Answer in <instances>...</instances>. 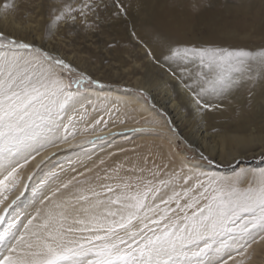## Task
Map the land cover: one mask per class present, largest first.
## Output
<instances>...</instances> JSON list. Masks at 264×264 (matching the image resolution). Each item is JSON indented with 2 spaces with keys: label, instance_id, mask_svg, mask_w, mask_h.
Wrapping results in <instances>:
<instances>
[{
  "label": "rangeland",
  "instance_id": "1",
  "mask_svg": "<svg viewBox=\"0 0 264 264\" xmlns=\"http://www.w3.org/2000/svg\"><path fill=\"white\" fill-rule=\"evenodd\" d=\"M28 1L1 0L0 6L3 8H0V32H3L1 27L5 23L13 22L21 26H34L38 20H41V33L44 34L49 29L47 38H49L52 49L49 54L63 59L71 68V70H66L55 67L54 71L63 78L65 84L71 85L67 90L74 93L75 96L61 113L60 123L67 125L68 130L64 131V128L61 127L55 133L57 138L63 139L67 136L68 143L52 152L40 165L34 167L26 177L21 191L4 207H2V203L8 200L6 195L17 185L19 174L14 180L6 182L7 186L0 191V201H2L0 202V216L3 217V220H0V233L8 230L5 242L0 243V259L8 255V241L15 243L12 236L21 234L31 209L40 204L53 190L74 189L82 184L91 190L88 196H92L95 191L100 193L101 200H106L109 196L115 198L114 194L123 190L117 188V185L128 184L131 186L132 192L143 191L146 187L158 188L159 192L156 193L155 200H153L152 193L149 192L145 203L162 206V200L157 198L165 189L171 188L179 192L180 189L185 191L191 188L193 191L189 195L198 196L202 191L195 187L198 181L207 182L209 175L228 181L234 179L241 169L248 171L240 184V187L244 188L253 180L252 170L258 172L264 168V152L248 159L218 163L217 158L192 147L182 136L189 129V126L185 125L189 119L188 122L205 123L211 134L208 139H217L219 138L218 134L228 132L225 131L230 128L228 120L235 117H248L254 120L249 125V130H254V136L264 135V66L258 62L259 58L264 56V0H206L204 6L212 13V22L207 24V20H195L191 25L189 24L190 26L187 25L180 29L185 37L180 43L173 42L175 48L212 47L230 51L243 50L251 54L246 59L245 65L228 67L229 69L225 70L224 84L213 87H210L206 81L214 80L218 74V68L225 67H209L207 64H201L198 58L186 57L183 53L180 57L171 60L179 61L178 68L181 65H188L198 71L200 69L198 74L200 77L197 75V79L202 84L201 88L205 89L203 93L209 96L211 106L208 111L202 108L195 114L187 109L189 106L187 99L175 89L173 84L177 76L182 75L180 73H183L181 70L184 69L179 70L174 67L169 69V66L164 63L165 57L157 59L156 55L147 51L146 45V49L138 46L137 42L143 40L141 36H143L142 30L144 29L139 17L143 15L144 11L137 13L133 9L137 0H119L120 5L125 9L123 13L117 7L116 0H90L92 4L96 5L95 12L86 9L87 14L83 16L78 11L73 12L74 21L67 18L56 21L54 16L59 13L64 4H71L73 8H78L84 0H32L30 3ZM152 1L153 4L156 1L155 7L160 6L158 0ZM180 1L174 0V5L176 6ZM189 2L193 3V0H189ZM227 8L244 11V28H240L237 32H231L228 37L217 32L214 40L208 41L205 36L209 26L219 28L221 16L228 20L231 19V13L227 11ZM53 9L57 11L54 12ZM179 10L181 11L180 8ZM40 12L42 13L40 14ZM47 22H52L53 25L47 27ZM3 33L6 38L14 39L9 33ZM33 49L36 48L33 46ZM38 49L42 53L46 52L41 48ZM54 51L59 52V55L53 54ZM151 56L154 57V60L151 59ZM159 64L163 67L161 68ZM150 65L155 67L151 68ZM141 74L143 75L141 76ZM139 75L141 78H145L146 86L150 85L154 89L160 90L159 83H157L159 86L156 84L158 82L156 76L160 82L167 83L166 86L174 93L176 105L184 111L183 128L176 124L178 122H170L168 118H166L164 128L160 126V129L151 124L127 123L124 121L128 116L124 106L117 101L108 102L102 97V94L98 97L91 96L90 90L93 88H98L100 92H103L105 87L112 85L120 90H134L153 110L162 116L165 115L163 110L152 101L146 90L132 89L114 83L120 79L123 83L129 84L140 78ZM95 76L106 80L105 83L100 80L94 81L97 79ZM207 76L208 78L202 81L201 77ZM82 77L85 78L82 79ZM219 107H223L224 112L227 111L226 115H223L222 110L218 109ZM133 108H136L134 104ZM191 115L194 116V121H192ZM69 118H71L70 123ZM111 123L114 124L111 129L102 131ZM252 128L253 130H251ZM97 129L99 131L94 132ZM163 147L167 149L166 154H163V150L159 152ZM13 158L9 161L11 166ZM199 163L210 165L214 170L203 171L205 169L200 167ZM241 165L244 166L241 167ZM187 177H191V179L186 180ZM192 180L193 183H191ZM162 181L167 183L162 184ZM105 186H111L114 193L108 192ZM179 201H181V197ZM203 203L204 201L201 199L200 204ZM193 210L188 209V214L190 215ZM183 215L184 213L177 208L174 201V205L169 208L168 216L175 218ZM167 222V220L162 221L159 227L162 228ZM156 227V225L149 224V228ZM145 231L151 235L150 231ZM253 234L256 239L254 242L250 241V246L246 249H237V246L227 236L217 238L213 245L214 249L221 247V240H227L228 243V247L223 248L218 258L227 261V264H239L243 260L244 262L250 261L253 255L254 264L261 263L264 250L258 246V243L260 245L263 240L261 237H264V232H254ZM257 247L259 249L255 250ZM210 255L215 256L216 254L211 253ZM261 264L264 262L262 261Z\"/></svg>",
  "mask_w": 264,
  "mask_h": 264
},
{
  "label": "snow or ice",
  "instance_id": "2",
  "mask_svg": "<svg viewBox=\"0 0 264 264\" xmlns=\"http://www.w3.org/2000/svg\"><path fill=\"white\" fill-rule=\"evenodd\" d=\"M116 4L123 13L125 9L119 0ZM95 7L90 0H84L78 8L64 4L54 19L74 21L73 12L78 11L83 16L87 14L86 9L95 12ZM169 53L165 59L180 57L183 53L186 57L198 58L201 64L209 67L243 66L251 55L243 50L212 47H176L170 48ZM258 62L264 66V56ZM55 67L71 70L63 59L33 49L29 43L6 38L0 32V164L11 168L0 179V191L7 186L6 182L14 180L18 168L24 166L19 163L11 166V158L23 156L30 150L39 154L38 149L55 146V133L61 127L68 130L67 125L60 123L61 113L75 94L67 90L71 85L65 84L54 71ZM224 82L223 72L214 80L206 81L210 87ZM204 91L202 88L201 93ZM197 103H200L199 99ZM204 107L210 106L205 104ZM27 162L25 158L24 163ZM246 174L241 169L228 181L209 175L207 182L198 181L195 185L202 189L199 195L192 196L183 206L178 199L181 194L173 192L162 203L175 200L177 208L184 213L175 218L168 216V208L158 219L149 216L159 209V204L153 206L145 201L149 192L155 200L158 188L146 187L143 191L132 192L128 184L116 186L123 190L115 193V198L98 199L88 207L76 210L75 215L70 213L67 204H57L55 208L59 211L49 210L35 230L29 233L33 223L29 220L24 226L25 233L12 236L15 243L8 241V255L0 259V264H227L218 258L223 248L228 247L227 240H221V247L214 249L217 238L227 236L237 249H246L250 241L256 239L254 232H264V169L252 170L253 180L242 188L241 180ZM105 187L114 193L111 186ZM192 191L186 189L183 195L188 197ZM92 194L100 196L95 191ZM76 199L89 201L87 195ZM113 205H119V208L113 209ZM101 206L102 211L99 210ZM188 209H194L190 215ZM70 218L71 223H68ZM0 220H3L2 216ZM165 220L168 222L160 228ZM149 224L157 227L149 228ZM26 234L29 239H25ZM7 236L8 230L0 233V243L5 242Z\"/></svg>",
  "mask_w": 264,
  "mask_h": 264
},
{
  "label": "bare ground",
  "instance_id": "3",
  "mask_svg": "<svg viewBox=\"0 0 264 264\" xmlns=\"http://www.w3.org/2000/svg\"><path fill=\"white\" fill-rule=\"evenodd\" d=\"M31 1L32 0H29L28 3H30ZM158 2L160 3V6L155 7V4L157 5L156 1H155V4H153L152 0H137V2L135 3L133 7V9L137 11V13L139 11L140 13L144 11L143 15L139 17L140 22L142 23L144 27V29L142 28L143 30L141 29L142 35H143L141 36V38H143V40L140 39L141 41L137 42V44L140 47L142 46L143 49H146L145 47L146 45L148 49L147 51H149L151 54H154V56L156 55L157 59H159L158 57L160 58L169 57L170 56L169 49L175 48V46H173V42L178 41L180 43V41L184 40L185 36L180 32V29L182 27H187V25L190 26L191 23H193L195 20L196 21H206L207 20V24L212 22L211 19L213 18V15L204 6V2H206V0H193V3H190L189 0H181L176 6L174 5L175 4L174 0H165V1L158 0ZM0 3H1V0H0ZM0 8H3V7L0 6ZM179 8L181 9V11L179 10ZM227 11L231 13V19L228 20L227 18L221 16L220 21H219V28L209 26L205 39H208V41L214 40V36L217 32L224 34L225 37H228V34H230L231 32H237L238 30H240V28H244L245 26L244 19H243L244 11L241 9L230 10L229 8H227ZM41 13L42 12H40V14ZM37 22L34 26L33 25L21 26L19 24L10 22V23L3 24L1 29L3 32L9 33V35H11L17 41L29 43L35 48H41L42 50L48 53H51L52 49L49 44L50 41H49V38H47L49 29L47 30L46 33L44 34L41 33L42 31V26H41L42 24L40 25L41 20L40 21L38 20ZM52 25H53L52 22H47V27H50ZM50 32H51V29H50ZM53 54L59 55V52L54 51ZM151 59L154 60V57L151 56ZM172 59L173 58H169L166 60L164 59V63H166L169 66V69L172 67H174V69L176 68L179 70H181L182 68L184 69V70H181L183 71V73H180L178 71L182 75H178L177 78L175 79V83L173 82V84L175 85V89L178 90V92L184 95V97L187 99L189 103V106L187 109L193 111L194 114L197 113L198 110H201L202 108L208 111L209 108H205L204 105L207 104L211 106V101L207 94L201 93L202 84L197 79L198 78L197 75L200 73V69L198 71L196 68L192 66H188V65H185V66L181 65L178 68L177 65L179 64V61L173 62L171 61ZM150 67L154 68L155 66L152 67L150 65ZM138 69H139V66H138ZM226 69H229V68L227 66H225V68H220V69L218 68L217 72L220 73L221 71H223V73L225 74ZM145 72L147 73V71ZM211 72L213 73V70H211ZM169 73H171V71ZM143 74H141V76ZM141 76L140 78L135 79L129 84L123 83L122 81H120V79H118L119 81H116L114 83L115 85L126 86L132 89L140 88V89L146 90V92L150 95L152 101L157 105V107L163 110V113H165V115L162 116L156 110H153V108L149 106V104H147L146 101L143 100L142 97L138 93H136L134 90H129V91H125L122 89L120 90L112 85V86L105 87L103 89V92H100L98 88L97 89L93 88L92 90H90L91 96L98 97L100 94H102L103 95L102 97L108 102L117 101L120 105L124 106L125 110L127 111V115H128L124 121L127 123L133 122V123H140V124H151L153 125V127L157 126L159 127L157 129H160V126H163L164 128L166 118H168L170 122H174V123L178 122L176 124L180 125V128H181L182 125L185 123L184 111L181 110V107H178L176 105V101L174 99V93L170 91L168 86H166L167 85L166 82L168 80L165 82L166 84H164V82H160V80L157 78L158 76H156V80L158 82L156 81L155 82L156 84L159 83L160 86L157 84V86H159L160 88L159 90V89H154L150 87V85L146 86L147 83L144 80L145 78H141ZM95 78L97 79H94V81L100 80L103 83H105L106 81V80L104 81L103 79H100L101 78L100 76H95ZM201 78L203 79L202 81H204L208 78V76L204 78L201 77ZM197 98L200 100L199 104L197 103ZM201 103H202V107H201ZM133 104L135 105L136 108H133ZM218 109L222 110L223 115H226L225 112L227 113V111L224 112L223 107H219ZM191 118H192V121L195 120L194 116L192 117V115H191ZM188 120L189 119H187L185 125L189 126L188 127L189 129L188 131L184 133L185 136L182 135L184 139L188 141V143L192 147L197 148L199 151L202 150L203 153L208 154L209 156L211 155L214 158H217L218 163L220 162L223 163V161L234 162L236 159H245V158L248 159L251 156H258L260 154H263L264 152V135L262 136L253 135V133H255L253 128L251 129L253 131H250L248 127L254 122V120L248 117L230 118L228 120L230 121L228 122V124H230V128L229 130L225 129V131H228V132L218 134L217 137L219 138L214 139V140L208 139L211 134L209 133V130L206 128L205 123L198 124V123H194L190 121L192 123L191 124L190 122H188ZM113 125H114L113 123L109 124V126L106 128H103L102 131L108 130L109 128L111 129ZM96 131H99V130L97 129L94 132ZM66 143H68L67 140L65 141L64 139L56 137L55 146H48L43 149H38L39 154H37V151L30 150L29 152H25L23 156L14 157L12 159V164H13L12 166H15L16 163L23 164L24 166L18 168L15 174V177H14L16 178L17 174H19V177L17 179L18 183L14 188H12L13 190L12 189L10 190V192L11 191L12 192L11 193L9 192L8 195H6V198L8 200L6 199L7 201H4L2 203V207H4L6 203L10 202L18 194V192L21 191V188H23V185L26 182V177L28 176L29 172L34 167L40 165L43 160H45L49 155L52 154V152H54L58 148L64 147L63 145H65ZM162 150H163V154L167 153L166 147H163L162 149H160L159 152H161ZM25 158L28 161L26 164L24 163ZM199 165H201L200 167L205 169V170L202 169L203 171L214 170L213 167L205 163L203 164L199 163ZM263 165H264V162H263ZM242 166L244 165H241V167ZM10 170H11L10 167L7 169V166L0 164V179H3V177L7 175V172ZM246 173L248 174V171H246ZM191 183H193V180L191 181ZM88 189L89 188H87L86 185L82 186V184H80V186H77L74 189L53 190L51 192L49 191L50 193L47 194L48 196H46V198L40 204L36 205L34 208L31 209L29 216H28V220L23 225V229L21 233H25L24 226L28 224L29 220L33 221L32 225L29 226V233H30L32 230H35L38 224L43 223V218L46 217L49 210L59 211V209L55 208V205L57 204H67L69 207L70 213L72 215H75L76 210H79L82 207H88L89 204L94 203L98 199L101 200L97 196H93V195L88 196V193L91 192V190H88ZM173 192H177V191L171 188L165 189L163 190V193L161 194V196L158 197L157 199L165 201L168 199L169 196L173 194ZM178 193L181 194L180 195L181 201H179L181 205H185L186 203H188L189 199L193 196V195H189L188 197H185L183 195L184 190H181V189L179 190ZM81 195H87L89 197V201L88 202L78 201L76 198ZM180 197H178V199H180ZM174 201L175 200H173L169 204L163 203L162 206L159 205V209H157L155 213H149V216L152 218L158 219L159 216L164 214L165 208L169 209L170 207L174 205ZM150 204L155 206V204L153 203H150ZM112 207L113 209H117L119 208V205H113ZM99 210L102 211L103 206H101ZM38 211L40 213L39 216H37ZM80 215L83 216V213L81 212ZM33 217H36V218L33 219ZM68 223H71V218L69 219ZM134 223H137V222H134ZM29 238H30L29 234H26L25 239H29ZM258 246L264 250V239L260 242V245L258 243ZM258 249L259 248L257 247L255 250H258ZM262 257L263 258L261 260V263L262 261L264 262V255ZM254 262H255L254 256L252 255V259L250 261L244 262L243 260L239 264H254ZM261 263H258V264H261Z\"/></svg>",
  "mask_w": 264,
  "mask_h": 264
}]
</instances>
